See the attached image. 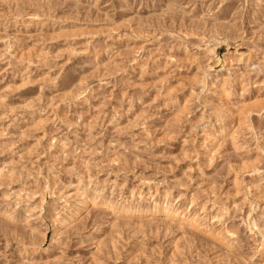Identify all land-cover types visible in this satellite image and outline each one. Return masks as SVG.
Returning a JSON list of instances; mask_svg holds the SVG:
<instances>
[{
    "label": "rangeland",
    "instance_id": "rangeland-1",
    "mask_svg": "<svg viewBox=\"0 0 264 264\" xmlns=\"http://www.w3.org/2000/svg\"><path fill=\"white\" fill-rule=\"evenodd\" d=\"M0 264H264V0H0Z\"/></svg>",
    "mask_w": 264,
    "mask_h": 264
},
{
    "label": "bare ground",
    "instance_id": "bare-ground-1",
    "mask_svg": "<svg viewBox=\"0 0 264 264\" xmlns=\"http://www.w3.org/2000/svg\"><path fill=\"white\" fill-rule=\"evenodd\" d=\"M82 204H83V203H82ZM168 206H169V205H168ZM168 206L165 207V211H166V213L169 214V213H171V209H172V207L169 208L170 206H169V207H168ZM172 212H173V211H172ZM176 214H179V213H176ZM175 216H176V215H175ZM183 218H184V217H183Z\"/></svg>",
    "mask_w": 264,
    "mask_h": 264
}]
</instances>
